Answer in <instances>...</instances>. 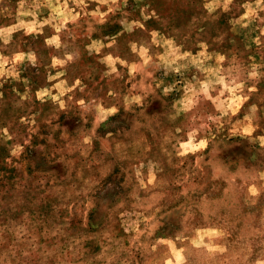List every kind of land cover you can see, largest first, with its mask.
Segmentation results:
<instances>
[{
	"label": "rangeland",
	"instance_id": "374dc122",
	"mask_svg": "<svg viewBox=\"0 0 264 264\" xmlns=\"http://www.w3.org/2000/svg\"><path fill=\"white\" fill-rule=\"evenodd\" d=\"M0 264H264V0H0Z\"/></svg>",
	"mask_w": 264,
	"mask_h": 264
}]
</instances>
